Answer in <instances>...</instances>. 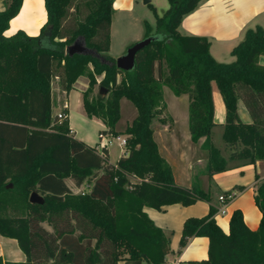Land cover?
<instances>
[{
  "label": "trees",
  "instance_id": "obj_1",
  "mask_svg": "<svg viewBox=\"0 0 264 264\" xmlns=\"http://www.w3.org/2000/svg\"><path fill=\"white\" fill-rule=\"evenodd\" d=\"M204 1L168 0L169 8L162 15L149 4L156 25L144 23L145 38L154 40L137 53L135 67L123 71L109 54L114 0H44L47 22L39 35L18 31L11 37L5 32L23 0H4L0 12V236L16 240L26 260L0 257V264L165 263L168 238L144 208L211 203L212 196L197 185L178 186L160 154L154 133L168 121L164 88L189 97L191 139L196 144L205 138L204 172L209 177L228 170L232 161H264V66L259 64L264 56V29H247L231 51L234 60L218 62L207 38L179 30L183 18ZM78 39L91 53L69 56L67 48ZM101 75L97 97L90 101L88 92ZM82 76L90 80L83 95L84 110L106 125L100 138H126L127 154L115 164L110 163L105 146L89 147L75 138L67 108L61 109V118L53 116L54 79L69 92ZM213 83L226 110L222 138L227 158L212 142ZM123 99L135 106L136 116L119 129ZM239 101L246 106L251 123L240 119ZM67 178L77 188L88 185V190L74 193ZM257 179L254 198L262 218L256 230L248 228L242 212L235 210L226 234L215 219L218 208L211 205L208 215L185 221L178 253L192 238L206 237L209 251L203 264H264V179ZM33 192L43 197V205L29 202Z\"/></svg>",
  "mask_w": 264,
  "mask_h": 264
},
{
  "label": "crops",
  "instance_id": "obj_2",
  "mask_svg": "<svg viewBox=\"0 0 264 264\" xmlns=\"http://www.w3.org/2000/svg\"><path fill=\"white\" fill-rule=\"evenodd\" d=\"M132 1L114 0L115 15ZM3 10L4 0H0V12ZM46 22L47 13L44 0H23L21 10L11 20L5 36L11 37L18 31H23L29 36H38ZM112 26L111 37L113 35ZM256 26L264 29V0H206L183 18L179 30L183 35L207 38L210 41L211 55L218 62L227 63L234 60L231 51L242 41L246 30ZM259 64L264 66V56L260 57ZM100 78L102 79L103 75ZM88 83L86 77H79L73 89L67 92L61 90L58 83L53 82V116H56L66 105L70 130L75 138L89 147L105 146L108 149L110 163L115 164L122 155L127 154L126 148L122 149L114 136L108 137H113L116 142L105 145V139L100 138V132L106 129L105 123L96 117L87 116L83 107V93ZM212 93L215 121L213 129L217 126L222 127L223 134L226 110L215 83L212 84ZM164 103L168 121L154 133L160 154L170 165L178 186L190 189L197 185L209 190L212 202L198 201L188 206L176 203L166 205L161 210L145 207L144 212L157 227L164 231L168 238L170 252L164 264H203L208 259L209 251V239L206 237L192 238L188 246L178 253L185 221L189 218H202L208 215L211 205L218 209L221 208L223 204L219 197L232 194L234 198L227 203L225 214L215 216L217 224L228 234L233 212L240 210L246 226L256 230L261 222L262 214L256 206L254 197L258 183L257 177L264 179V161L255 163L232 161L228 170L209 177L204 172L206 158L202 145L205 138H201L196 144L191 139L189 97L187 95L177 96L169 88H164ZM238 113L244 123H251L250 114L242 101L238 102ZM130 122L118 128L124 129ZM119 137L125 138L123 135ZM111 146H116L120 154L115 155ZM228 156L229 151L224 157ZM68 187L75 193V190H79L76 186L75 189L70 185ZM0 257L3 261L24 262L26 260L16 240L1 236ZM118 264L147 263L141 260H121Z\"/></svg>",
  "mask_w": 264,
  "mask_h": 264
},
{
  "label": "rangeland",
  "instance_id": "obj_3",
  "mask_svg": "<svg viewBox=\"0 0 264 264\" xmlns=\"http://www.w3.org/2000/svg\"><path fill=\"white\" fill-rule=\"evenodd\" d=\"M152 6L156 8L159 15H162L163 11L169 8L168 0H150ZM145 4L143 0H133L127 7L121 12H118L114 16V23L112 26L113 35L111 37L110 56L117 60L120 56L124 55L127 49L133 44L145 39L144 23L148 22L152 27L156 25V16L154 9ZM87 78V77H86ZM88 87L84 91L87 92L90 88V80ZM100 76H96V83L92 86L88 92V99L90 101L95 100L99 91ZM54 83H58V79H54ZM83 93V95H84ZM84 98V96H83ZM136 116L135 106L128 100L123 99L121 101V119L118 123V127H122L127 122H130ZM115 141V140H113ZM116 142V141H115ZM212 142L221 151L223 156H227L228 150L225 148V143L222 138V127H216L212 131ZM115 155H119V149L116 146H111ZM114 158V157H113ZM66 183L72 188H76L73 182L67 178ZM88 190V185H83L79 190H75L76 193L85 192ZM75 193V192H74ZM45 228L51 230L50 226L44 224Z\"/></svg>",
  "mask_w": 264,
  "mask_h": 264
},
{
  "label": "water",
  "instance_id": "obj_4",
  "mask_svg": "<svg viewBox=\"0 0 264 264\" xmlns=\"http://www.w3.org/2000/svg\"><path fill=\"white\" fill-rule=\"evenodd\" d=\"M145 4H149L150 0H143ZM154 40L153 37H147L132 46H130L124 55L120 56L116 60V66L123 71H130L135 67V58L139 51L147 47L152 41ZM66 53L69 56H73L75 54H89L91 51L85 46L83 39H78L75 41L70 47L67 48ZM101 92L103 94L107 93V90L101 88ZM11 186V185H10ZM9 186V187H10ZM29 202L32 204L43 205L44 199L41 195L37 192H33L29 197Z\"/></svg>",
  "mask_w": 264,
  "mask_h": 264
},
{
  "label": "built area",
  "instance_id": "obj_5",
  "mask_svg": "<svg viewBox=\"0 0 264 264\" xmlns=\"http://www.w3.org/2000/svg\"><path fill=\"white\" fill-rule=\"evenodd\" d=\"M63 108H67L66 105H64ZM58 116L61 118L62 117V114L59 112L58 113ZM101 139H105V145H111L113 144V140L114 138L113 137H108V136H104V137H101ZM115 139L119 142V146L122 148V149H125L126 148V145H127V142H126V138H122V137H115ZM234 198V195L232 194H228V195H221L219 197V200L220 202H222V207L218 209V212L216 215H223L225 214V211H226V205L227 203L232 200Z\"/></svg>",
  "mask_w": 264,
  "mask_h": 264
}]
</instances>
